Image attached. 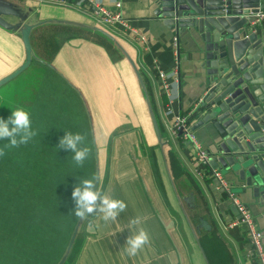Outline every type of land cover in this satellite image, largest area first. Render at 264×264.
Masks as SVG:
<instances>
[{
	"label": "crops",
	"instance_id": "crops-1",
	"mask_svg": "<svg viewBox=\"0 0 264 264\" xmlns=\"http://www.w3.org/2000/svg\"><path fill=\"white\" fill-rule=\"evenodd\" d=\"M95 1L107 9L120 1L124 16L145 35V46L117 26L102 24L89 3L0 0L9 10L3 16L9 27L0 25V80L25 62V26L30 27L31 47L29 65L0 91V117L7 119L17 108L29 114L47 105L59 109L92 146L98 189L127 204L114 222L99 214L78 220L66 264H256L245 225L227 227L238 219L227 192L198 163L193 147L172 133L173 116L165 114L166 106L173 113H192L191 130L204 114L197 108L209 76L201 68L199 34L168 26L156 14L155 0ZM252 28L264 44V18ZM154 60L169 77V96ZM192 131L201 147L213 153L211 124ZM227 183L252 214L264 251V204ZM135 217L141 223L130 225ZM140 228L150 243L129 256L126 240Z\"/></svg>",
	"mask_w": 264,
	"mask_h": 264
},
{
	"label": "water",
	"instance_id": "water-1",
	"mask_svg": "<svg viewBox=\"0 0 264 264\" xmlns=\"http://www.w3.org/2000/svg\"><path fill=\"white\" fill-rule=\"evenodd\" d=\"M156 14L178 32L194 30L202 42L201 66L209 85L198 110L204 112L192 130L210 123L214 148L210 165L222 171L227 182L241 186L259 204H264V44L253 31L256 12L264 0H155ZM9 10L0 5V25ZM30 27L22 42L25 62L0 80L16 77L30 62ZM154 127L157 132L156 123ZM98 182V171L96 173ZM98 186V184H97ZM77 229L71 236V247ZM61 264V263H59Z\"/></svg>",
	"mask_w": 264,
	"mask_h": 264
},
{
	"label": "trees",
	"instance_id": "trees-1",
	"mask_svg": "<svg viewBox=\"0 0 264 264\" xmlns=\"http://www.w3.org/2000/svg\"><path fill=\"white\" fill-rule=\"evenodd\" d=\"M46 108L55 119L49 128L39 131L28 145L9 149L0 157V253H10L8 264L42 260L51 264L63 253L79 220L72 213L77 178L95 177L93 149L79 167L69 150L59 148L66 131L80 133V127L62 117L59 109ZM32 126L39 129L34 122ZM82 146L92 148L88 138Z\"/></svg>",
	"mask_w": 264,
	"mask_h": 264
},
{
	"label": "clouds",
	"instance_id": "clouds-1",
	"mask_svg": "<svg viewBox=\"0 0 264 264\" xmlns=\"http://www.w3.org/2000/svg\"><path fill=\"white\" fill-rule=\"evenodd\" d=\"M37 135L38 130L33 128L29 112L22 108L14 109L7 119L0 117V141H6L0 145V157H4L9 149L28 145ZM85 141V135L66 131V134L60 138L59 148L69 150L73 154L72 158L75 164L83 167L90 154V149L82 146ZM97 184L96 177L80 180L72 192V198L76 205L72 213L79 220H86L89 216L99 214L105 222H114L120 213L127 209V204L124 200L115 199L100 191ZM140 223V217L130 220V225L133 226ZM149 243L148 232L140 228L127 238L124 250L129 256H135Z\"/></svg>",
	"mask_w": 264,
	"mask_h": 264
},
{
	"label": "built area",
	"instance_id": "built-area-1",
	"mask_svg": "<svg viewBox=\"0 0 264 264\" xmlns=\"http://www.w3.org/2000/svg\"><path fill=\"white\" fill-rule=\"evenodd\" d=\"M42 2H47L51 4L57 5H77V4H91L94 8V14L99 18L100 22L104 25L117 26L120 30L124 31L127 35L132 37L137 43L145 46L146 37L140 32L136 27H134L130 21L124 16L121 10V2L116 1L113 5L112 9H107L103 7L99 2L95 0H40ZM256 22H260L264 18V11L259 10L256 13ZM172 51L175 56L176 63L178 62L179 55V47H178V38L174 35L171 39ZM154 69L156 70V74L158 75L161 88L165 92L166 95H170V80L166 72L160 67L156 60H154ZM178 71L175 68L174 74L177 75ZM201 103V99L199 100ZM199 103V104H200ZM199 106V105H198ZM196 109V108H195ZM194 109V110H195ZM193 110V111H194ZM165 114L168 116H173L172 123V133L174 135H178L182 141H186L190 144L195 152V157L202 166L208 167L210 169L211 177L216 181L217 187L223 189L227 192L231 202L236 208L238 219L228 223V228H233L237 226L238 223H242L245 225L249 237V242L251 244V255L256 261V264H264V251L262 249V234L256 228L254 219L252 214L248 210V208L242 204L229 190L228 183L224 179L221 171L213 168L210 165V155L206 152L198 142L194 132L190 128V115H181L179 113H173V110L170 106H166Z\"/></svg>",
	"mask_w": 264,
	"mask_h": 264
},
{
	"label": "rangeland",
	"instance_id": "rangeland-1",
	"mask_svg": "<svg viewBox=\"0 0 264 264\" xmlns=\"http://www.w3.org/2000/svg\"><path fill=\"white\" fill-rule=\"evenodd\" d=\"M4 85H6L5 83L4 84H1L0 85V91L5 87ZM3 94V93H2ZM48 108V107H47ZM46 108V106H42V107H36L32 110V113H31V120L32 122H34L36 124V126L39 128V129H36L39 131L45 129V128H49V125H51L52 123H50L51 120H53L54 118L50 117L49 114L47 113L48 109ZM38 115H40V117H38ZM55 120V119H54ZM69 121V120H67ZM96 130H97V126H95ZM88 166V165H87ZM88 176V173L86 174V177ZM80 180H83L82 178L78 177L77 178V181L75 184H79ZM67 190V189H66ZM55 215V214H54ZM75 229V224H74V228L69 236V239L67 241V244H66V247H65V250L63 251V253H60V255H56L55 259L52 260V262H50L51 264H65L66 263V258H67V255L68 253L66 252L67 251V248L69 246V242H70V239H71V236L73 234V231ZM67 253V254H66ZM51 256V255H50ZM10 257V260H11V255L9 253V255L7 256V254H5V252L3 251L2 253H0V264H8V259ZM35 264H44V261H37Z\"/></svg>",
	"mask_w": 264,
	"mask_h": 264
}]
</instances>
